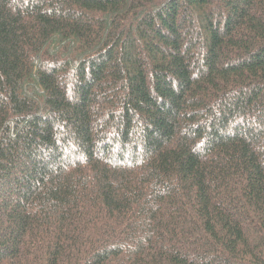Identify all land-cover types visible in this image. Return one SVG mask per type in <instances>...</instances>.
I'll list each match as a JSON object with an SVG mask.
<instances>
[{"label":"trees","instance_id":"16d2710c","mask_svg":"<svg viewBox=\"0 0 264 264\" xmlns=\"http://www.w3.org/2000/svg\"><path fill=\"white\" fill-rule=\"evenodd\" d=\"M0 264H264V0H0Z\"/></svg>","mask_w":264,"mask_h":264}]
</instances>
